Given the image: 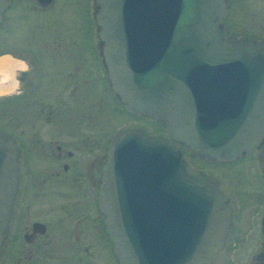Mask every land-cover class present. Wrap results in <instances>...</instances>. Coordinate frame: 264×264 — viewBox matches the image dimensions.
<instances>
[{
  "label": "water",
  "instance_id": "obj_1",
  "mask_svg": "<svg viewBox=\"0 0 264 264\" xmlns=\"http://www.w3.org/2000/svg\"><path fill=\"white\" fill-rule=\"evenodd\" d=\"M9 3L0 0V21ZM94 5L111 91L168 135L121 131L111 138L97 207L113 256L118 264H211L223 248L230 213L177 145L193 158L219 162L261 145L264 43L227 36L220 21L228 0ZM261 160L264 166V151ZM17 187L15 146L0 133V250Z\"/></svg>",
  "mask_w": 264,
  "mask_h": 264
},
{
  "label": "flooded vegetation",
  "instance_id": "obj_2",
  "mask_svg": "<svg viewBox=\"0 0 264 264\" xmlns=\"http://www.w3.org/2000/svg\"><path fill=\"white\" fill-rule=\"evenodd\" d=\"M14 1L10 0L3 15ZM89 1L94 22L97 7L94 0ZM53 3L50 0L47 5L38 6L46 8ZM229 5L230 0L228 8ZM226 17L221 20L222 25ZM97 33L95 28V35L90 38L92 44L78 45V49L53 45L32 50L34 65L18 68L15 88L0 97V103L4 102L6 108L7 136L14 143L18 164V187L1 243L0 264H118L105 231L104 216L97 207L109 144L113 135L121 131L159 137V125L154 119L132 112L111 91ZM76 50L82 62L80 73L77 74L79 68L71 65L67 76L53 81L50 78L46 85L54 90L45 92L42 81L49 75L44 76L43 60L63 52L71 62L77 59ZM8 55L25 61L23 56L15 57L9 52ZM63 62L67 64L66 60ZM93 88L98 91L94 104L79 115L74 105L80 99L92 97ZM102 91L105 99L101 97ZM103 109L106 116L110 114L114 120L118 119L120 126L110 129L95 124L94 117H100L99 111ZM104 113L101 117H105ZM125 123L129 124L124 126ZM177 148L182 151L184 161L192 166L188 160L195 158L183 147L177 145ZM262 151L264 140L239 159L229 162L201 159V164L218 171L215 178L202 170L201 173L224 197L230 213L223 248L212 257L211 264L229 244L232 247L255 245L256 252L250 255L248 264L264 263ZM222 168L228 172L222 173Z\"/></svg>",
  "mask_w": 264,
  "mask_h": 264
},
{
  "label": "rangeland",
  "instance_id": "obj_3",
  "mask_svg": "<svg viewBox=\"0 0 264 264\" xmlns=\"http://www.w3.org/2000/svg\"><path fill=\"white\" fill-rule=\"evenodd\" d=\"M18 1H14L13 6L3 15L0 23V61H7L8 65L5 69H0V89L6 90L7 94L15 88L14 76L16 70L18 68L25 69L28 64L34 65L30 55L32 50L38 51L42 50V46L53 45H68L71 49H78V45L88 46L92 44L90 38L95 35L96 28L95 23L92 21L91 3L89 0H54V3L46 8L36 5L34 0ZM223 22H225L223 25L226 26L227 33L230 36L255 38L264 42V0H230L228 14ZM8 52L15 57H25V61L12 58L8 55ZM47 54L50 55V52ZM65 60L67 64L63 62ZM68 61L69 59H65L63 52L43 60L41 65L45 68L44 76L49 75V78L46 77V80L42 81V87L45 92L53 89H49V86L46 85V83L50 82V78L53 81L57 77L67 76L66 73L70 70L71 65L73 67L76 66V69L79 68L77 74L80 73L82 62L81 58L78 57V51L77 59H73L71 62ZM74 63L75 65H73ZM78 90H80L79 87ZM92 92V97L84 100L80 99L76 102V106L74 105L79 115H83L87 109H90L91 104H94V96H97L95 93L98 92L97 88H93ZM5 95L6 93H2L0 97ZM105 96L106 94L102 91L101 97L105 99ZM100 112L101 110L99 111L100 117H94L95 124L99 125L100 123V125H106L110 129L120 126L118 119L117 121L114 120L110 114L106 116L104 109L103 112ZM103 113L105 117H101ZM128 124L125 123L124 126ZM7 130L6 108L3 102L0 103V133L7 135ZM157 133L159 137L168 136L166 131L159 126ZM188 161L195 169L200 172L201 170L207 172L213 178L218 172L216 168L207 166L208 164H201V160L189 159ZM226 172L228 170L224 168L222 173ZM244 212L241 213V218H243ZM256 249L255 245H236L232 247L229 244L225 251L215 258L212 264H248L250 255L256 252Z\"/></svg>",
  "mask_w": 264,
  "mask_h": 264
},
{
  "label": "bare ground",
  "instance_id": "obj_4",
  "mask_svg": "<svg viewBox=\"0 0 264 264\" xmlns=\"http://www.w3.org/2000/svg\"><path fill=\"white\" fill-rule=\"evenodd\" d=\"M6 66H8L7 65V61H0V69H5L6 68ZM10 80V79H9ZM12 80V79H11ZM11 83V82H10ZM9 83V84H10ZM8 85V84H7ZM11 85V84H10ZM13 85H14V83H13ZM11 87H12V85H11ZM6 90H2V89H0V94H7V92H5Z\"/></svg>",
  "mask_w": 264,
  "mask_h": 264
}]
</instances>
